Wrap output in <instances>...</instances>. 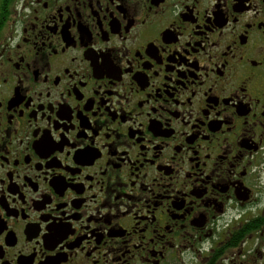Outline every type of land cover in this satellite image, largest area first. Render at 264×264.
<instances>
[{
	"label": "flooded vegetation",
	"instance_id": "af4514ba",
	"mask_svg": "<svg viewBox=\"0 0 264 264\" xmlns=\"http://www.w3.org/2000/svg\"><path fill=\"white\" fill-rule=\"evenodd\" d=\"M0 264H264V0H0Z\"/></svg>",
	"mask_w": 264,
	"mask_h": 264
}]
</instances>
